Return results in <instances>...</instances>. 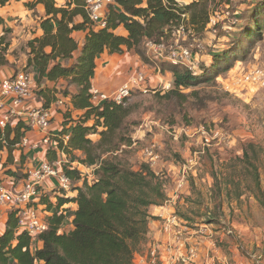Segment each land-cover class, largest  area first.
<instances>
[{
    "label": "trees",
    "instance_id": "1",
    "mask_svg": "<svg viewBox=\"0 0 264 264\" xmlns=\"http://www.w3.org/2000/svg\"><path fill=\"white\" fill-rule=\"evenodd\" d=\"M43 1L37 0L36 4ZM86 1L68 0L66 7L58 8L54 0H46L47 17L41 24L44 35L33 40L29 46L32 55L29 66L39 70V81L42 82L44 78L49 81L66 80L70 85L77 86L78 92L72 96L73 107L86 111L83 119L69 129L64 126L60 139H52L48 143V157L44 159L50 164L62 162L63 173L72 182L71 191L78 192L74 199L78 205L74 214V230L67 234L60 233L65 218L63 215H54L40 234L31 236L20 233L17 228L23 210L12 208L8 214L7 228L0 235V264H135V254L145 244L150 224L154 220L150 209L164 206L168 201L163 178L148 163L133 166L129 159L131 152L122 151V147L130 148L133 145V139L129 136L133 134L130 127L139 125L132 121L138 106L128 107L113 102H106L98 107L94 105L90 89L97 68L96 61L105 52L122 55L130 51H135L143 61H148L142 46L149 41L168 42L171 28L182 23L183 14L189 15V38L200 36L199 32L203 34L210 22L211 1L193 0L180 8L177 0H115V4L105 8L109 26L103 29H96L92 25L85 9ZM225 2L230 4L229 0ZM245 2H248L247 8L251 9L252 6L253 9L244 25L240 21L241 11L236 12L237 19L243 25L239 39L223 55L217 56L212 66L205 67L202 75L195 76L182 65H162L163 71L170 67L174 86L163 95H156V98L169 104L168 109L173 106L182 110L192 97L203 103L216 95V92L206 93L204 90L187 95L184 91L215 83L220 75L230 70L235 61L246 60L251 44L262 38L264 0H245L242 4ZM4 4L5 1L0 0V5ZM78 17L83 22L77 23ZM1 21L0 18V23ZM120 27L127 31V37L116 34L115 31ZM221 27L223 25L218 28ZM78 31L88 33L81 54L75 62V56L80 51L73 34ZM47 48H51V53L46 52ZM6 50L7 45L3 39L0 43V67L7 63ZM54 95V102L60 96L66 100L68 91L56 89ZM39 97L43 99L42 107L49 109L51 99L43 93H39ZM65 105L66 102L62 107ZM70 112L65 111L66 119H71ZM91 119L95 120V125L90 127L86 124ZM15 124L16 127L13 126ZM99 128L103 130L100 129V138L94 142L92 137L97 136L96 130ZM28 131L29 126L21 120L0 128V152L6 148L12 157ZM67 137L69 140L65 144ZM38 144L39 147L42 146L41 142ZM21 148L27 159L31 147L21 145ZM62 150L65 155L63 158L51 156ZM78 151L82 152L84 158L78 159L75 156L74 153ZM245 156L248 158L247 152ZM71 159H77L79 163L95 169L96 178L90 181L78 165L72 164ZM250 167L254 170L255 181L260 185L257 166L250 163ZM52 180L58 187L57 181ZM78 182H83V187H77ZM59 189L62 193H67ZM40 192L36 201L28 206L38 212L41 189ZM261 202L264 204L263 200ZM36 243H41L42 247L36 249Z\"/></svg>",
    "mask_w": 264,
    "mask_h": 264
},
{
    "label": "rangeland",
    "instance_id": "2",
    "mask_svg": "<svg viewBox=\"0 0 264 264\" xmlns=\"http://www.w3.org/2000/svg\"><path fill=\"white\" fill-rule=\"evenodd\" d=\"M247 4L233 1L229 7L226 2H212L210 9L212 5L220 11L221 26H225L215 35L211 33V26L196 38L180 41L179 45L197 51L189 67L195 76L202 75L205 67L212 66L215 58L239 39L253 9L247 8ZM240 11L243 25L233 16ZM200 42L203 47L198 51ZM165 44H174L172 37ZM142 50L148 59L146 62L135 51L122 54L134 55L129 61L136 60L134 65L130 62L134 71L129 78L143 70L152 82L146 83V91H138L126 101L128 107L138 106L132 121L139 125L130 127L133 145L122 147V151L131 152L129 159L133 166L148 163L165 181L167 206L174 207L176 212L168 218L181 220L172 227L170 238L175 246L181 238L179 249L186 259L185 263L175 264H264V204L261 202L264 201V77L262 84L248 93L239 87L249 66L264 71V34L251 44L246 60L235 61L215 83L185 90L187 95L201 90L217 94L203 103L192 97L182 110L173 106L168 109L169 104L156 98L174 86L173 76L169 74L167 78L170 67L162 70V65L170 62L157 60L147 44ZM100 129L103 130H96L94 142L100 138ZM202 149L205 152L200 154ZM250 163L257 166L260 185L254 179ZM18 171V176H24ZM167 220L158 221L163 230ZM148 236L135 254V264H142L140 258L152 261ZM158 244L161 249L156 264H168L166 244Z\"/></svg>",
    "mask_w": 264,
    "mask_h": 264
},
{
    "label": "crops",
    "instance_id": "3",
    "mask_svg": "<svg viewBox=\"0 0 264 264\" xmlns=\"http://www.w3.org/2000/svg\"><path fill=\"white\" fill-rule=\"evenodd\" d=\"M5 4L0 5V18L2 19L0 23V43L1 40L5 39V44L7 45V50L5 53V59L7 60L6 65L0 67V86L6 80H10L21 72H27L31 75V88L34 93V105L35 107L43 106V99L39 97V93H43L48 96L51 100L50 102V111L52 116V125H51V136L53 139H60L62 136V131L66 127L69 129L76 122L83 119L86 111L85 110H76L72 104V96L77 94L78 88L75 85H70L66 80L60 81H49L47 78H44L42 82L40 79V72L34 66H29V61L32 58L30 43L37 39L41 38L44 35V31L41 28L42 20L47 17L46 9V0L43 2L37 3V0H4ZM183 4L189 5L193 0H179ZM58 8H64L67 6L68 0H54ZM77 23L83 22L81 17L76 18ZM116 34L127 37L128 33L123 28L120 27L117 29ZM86 31H78L73 34L74 39L79 43L80 53L75 56V62L77 57L80 56L81 51L84 47ZM51 48H47L46 52L51 53ZM122 57V58H121ZM134 55L122 56L119 54H110L105 52L102 54L96 61L97 68L95 72V77L92 80V87L97 88L103 92H112L116 88L120 87L124 82L129 79V76L134 71L133 60ZM133 63V65L130 64ZM132 69V71H131ZM168 75L173 74L167 72ZM172 78V77H171ZM159 79H157L158 82ZM173 82V79H171ZM123 82V83H122ZM64 90L68 91L66 96V107H61L56 102L54 95V90ZM57 95V94H56ZM4 102H8L3 98H0ZM58 101V97H57ZM71 111V119L65 118V111ZM71 121V122H70ZM93 119L89 120L86 125L92 126ZM16 127V124L13 125ZM65 126V127H64ZM45 133L41 131H28L25 134V138L29 141L30 144H37L45 138ZM67 139V138H66ZM93 140L94 137H92ZM68 142V140H67ZM67 142L65 144H67ZM48 144L42 143L41 147L30 148V155L26 159L23 155L24 152L21 148V145L14 150L13 156L9 155L8 150L5 148L0 152L1 154V163H0V184H3L7 190H18L28 179V169L29 172L38 167L44 159H47V150L50 146ZM54 146V145H53ZM23 147V146H22ZM59 151L58 154H52L53 157H64V152ZM78 159L84 158L82 152L78 151L74 153ZM71 158V157H69ZM50 159V158H49ZM72 164L78 165L81 169V172L88 175V179L94 180L96 177L94 175L95 169H90L82 163H79V160L71 159ZM54 164V163H52ZM20 170L24 176H18ZM13 173L15 176H13ZM83 182H78L77 187H83ZM42 191V197L39 200V217L43 224L46 226L49 223V219L54 215H63L65 220L61 226L60 233H70L74 230L73 221L74 214L78 209V205L75 202V198L78 196L77 191H67L62 193L56 184L53 183L52 179H48L41 184L40 187ZM170 198V197H169ZM61 199H68V202L62 201ZM169 202V201H168ZM167 202V203H168ZM12 207L9 205L0 203V235H2L6 228L8 222V214L11 212ZM175 208L172 206H167L165 204L161 207H152L150 209V214L156 219L150 224L149 238L151 241V248L156 244H168L172 243L170 238V233L161 228L159 224L160 219L166 220L169 215L175 214ZM165 225V224H164ZM18 229V228H17ZM19 232V231H18ZM156 242V243H155ZM42 247L41 243H36L35 248L39 249Z\"/></svg>",
    "mask_w": 264,
    "mask_h": 264
},
{
    "label": "built area",
    "instance_id": "4",
    "mask_svg": "<svg viewBox=\"0 0 264 264\" xmlns=\"http://www.w3.org/2000/svg\"><path fill=\"white\" fill-rule=\"evenodd\" d=\"M210 1L211 3H225L226 0ZM229 1L244 2L245 0ZM177 2L180 8H184L185 4H183L182 1L177 0ZM111 4H115V0L86 1L85 9L89 15L92 25L96 29H103L109 26V19L107 17L105 8ZM226 6L230 7V5L227 4ZM237 15L238 14L235 13L233 16L237 17ZM221 19L222 16L220 15V11L215 7L212 8L211 5L210 22L208 24V28L210 29L212 26V32H210L214 33V35L218 31V27L221 26ZM223 26L225 25L223 24ZM189 28H191L189 25V15L183 14L182 23L180 25L173 26L170 30V35L174 40V44L167 45L165 44V41H162L161 43L149 41L147 42V46L155 53L157 60L168 61L172 65H184L189 69L194 57L198 55L197 51L194 52V50L188 46L179 45L180 41H186L190 39L188 33ZM192 38H196V36H193ZM201 46L203 47L201 42L197 44V48L199 49L198 51L202 50ZM249 68L250 69H245L246 76L241 81V84L243 85H239L242 92L250 90L257 84H262L261 81L264 77V71L260 69H253L251 66H249ZM148 79L149 77L147 76L146 72L140 70L112 92H103L92 87L90 89L91 99L94 105L97 107L106 102H113L117 105H126V101L132 97L134 93L138 91H146L148 89L146 83H152L149 82ZM0 98L8 100V102L0 100V128L3 129L7 126V124H12L13 122L21 120L29 126L30 131L38 130L45 133L46 139H44L42 143L48 144L52 141L51 111L50 109H45L44 107H35L33 102L34 93L31 88V75L29 73H20L13 79L4 81L0 86ZM64 100L65 98L60 96L56 104L62 107V105L65 103ZM67 140H69V137L65 139V143ZM21 145L23 147L30 146L31 148L39 147L38 143L30 144L26 138L23 139ZM204 152L205 149H202L200 154H203ZM154 162L156 163L157 160ZM62 167V162L50 164L47 161H43L38 167L33 168L30 172H28V179L20 189L9 191L2 184H0V203L9 205L12 208H19L23 210L18 224V231L20 233L24 232L31 236H36L40 234L46 227L39 217V212L33 207L28 208V206L34 203L41 194L39 187L44 181H47L48 179H55L59 188L65 191L71 190L72 182L69 177L64 175ZM167 219V224H165L164 227L165 230L170 233L172 227L181 220H178L176 217ZM178 243L180 246L182 245L181 238H179ZM179 245L175 246L172 245V243L164 245L166 246L167 255H169L168 264H175L176 262L180 261L184 263L186 262L182 251L179 249ZM159 249H161L160 244H156L152 248L151 262H146L142 258H140L139 262L142 264H156L159 256ZM192 257H196V251L194 250L192 251Z\"/></svg>",
    "mask_w": 264,
    "mask_h": 264
},
{
    "label": "clouds",
    "instance_id": "5",
    "mask_svg": "<svg viewBox=\"0 0 264 264\" xmlns=\"http://www.w3.org/2000/svg\"><path fill=\"white\" fill-rule=\"evenodd\" d=\"M21 73H27V72L24 71V72H21ZM19 74H20V73H19ZM17 75H18V74H17ZM17 75H16V76H17ZM13 78H14V77H13ZM13 78H12V79H13ZM10 80H11V79H10Z\"/></svg>",
    "mask_w": 264,
    "mask_h": 264
}]
</instances>
